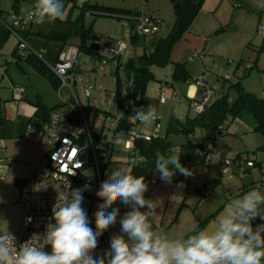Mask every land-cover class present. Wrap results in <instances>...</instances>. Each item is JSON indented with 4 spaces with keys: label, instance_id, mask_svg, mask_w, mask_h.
<instances>
[{
    "label": "rangeland",
    "instance_id": "374dc122",
    "mask_svg": "<svg viewBox=\"0 0 264 264\" xmlns=\"http://www.w3.org/2000/svg\"><path fill=\"white\" fill-rule=\"evenodd\" d=\"M62 2L64 18L69 8L72 9L71 21L81 13L85 3L115 9L111 14L104 11V13L99 11L102 14H98L97 9L89 10L94 15L91 17L81 15L83 23L87 27L92 25L94 33L101 37L103 43L108 44L112 39L125 42L129 46V55L134 57L138 56L142 49L136 48L133 51L131 47L128 35L131 29L129 12L157 15L160 19L157 37H165L174 24V11L170 0H62ZM12 3L13 0H5L3 5L5 9H9ZM19 3L18 17H24L27 14L24 10L27 9L28 12L32 9L33 2L20 0ZM5 16L9 19L4 14V18ZM47 22L45 21L43 26L48 27ZM260 23L264 25V0H202L190 27L173 45L170 62L164 66L150 67L154 80L148 83L141 104L131 106L132 116L138 111L146 110L149 105L155 106L159 116V135H166V141L173 146L187 148L189 164L184 167L191 170L192 176L185 177L176 172L171 184H168L160 179L155 167L149 168L145 175L148 180H156L150 185L149 192L144 193L145 198L152 201L156 211L154 229L168 234L170 238H186L201 229H211L228 202L239 199L252 188L264 192V167L260 166L264 165V149L260 148L264 145V137L260 134L251 135L260 142L257 144L255 139V143L253 141L254 144L249 145V149L244 146L247 138H241L242 135L251 132L253 121L250 117L243 115L238 118L242 124L231 120L224 122L225 133L217 137L213 136V131L200 128L189 135L167 133L168 124L173 117L182 119L195 114L189 109L183 90L179 89L184 82L172 80L176 63L183 64L188 75L187 82L196 84V80L203 79L208 87L213 89L208 104L221 95H226L229 101H233L236 91L232 84L236 82L240 83L244 91L257 97L264 96L261 95L264 93L262 48L264 37L258 32L257 26ZM32 27L38 29L34 19ZM69 43L74 46L78 44L72 40ZM15 44L16 37L10 34L1 52L8 55ZM127 55L128 53H123L118 68L123 93L128 84L124 72ZM252 62L258 63L257 68L246 70L245 64ZM113 65L110 60L107 64H101L96 58L82 55L77 68L76 93L85 118L91 132L95 136L106 135L107 140H111L124 111L116 95V69ZM159 85L165 90L164 101L157 96ZM85 90L89 91V98L84 97ZM209 143H214V153L218 152L224 158L233 160L238 158L243 164L250 160L256 164L249 171L242 172L233 168L234 172L230 170L228 174H221V165L214 167L210 160L213 167V171L210 172L201 155V148ZM128 156L123 151V143L119 145L114 143L111 159L103 170L104 179L106 180L111 172L116 170L123 174L129 173ZM157 182L159 188L154 193ZM129 210L130 206L125 205V212L120 210L116 224L108 228V235L107 231L103 233L106 252L110 248L111 237L120 231V218ZM141 210L147 211L146 208ZM13 215L10 208L0 209V233L6 230L5 224H9L8 220Z\"/></svg>",
    "mask_w": 264,
    "mask_h": 264
},
{
    "label": "clouds",
    "instance_id": "9594fccd",
    "mask_svg": "<svg viewBox=\"0 0 264 264\" xmlns=\"http://www.w3.org/2000/svg\"><path fill=\"white\" fill-rule=\"evenodd\" d=\"M64 15L62 0H35L28 12V18L37 24L63 20ZM129 119L148 127L158 119V111L149 105ZM113 142L124 143V133ZM181 153L180 146L167 155L156 152L155 171L164 182L171 184L176 172L192 176L191 170L181 164ZM142 161L141 157L132 163ZM83 191H58L54 223H48L43 234L33 233L17 246L12 233H0V264H264V224L254 228L252 223L257 217L264 220V192L257 188L228 202L213 228L179 239L154 229L156 211L152 201L145 198L143 176L116 170L101 183L96 196L103 203L94 213L95 230L82 207ZM119 203L129 205L130 210L120 218V231L111 237L106 254L94 257L98 237L117 222L120 208L113 205ZM145 208L147 211L141 210ZM46 246L51 250L45 251Z\"/></svg>",
    "mask_w": 264,
    "mask_h": 264
},
{
    "label": "built area",
    "instance_id": "2783aa9c",
    "mask_svg": "<svg viewBox=\"0 0 264 264\" xmlns=\"http://www.w3.org/2000/svg\"><path fill=\"white\" fill-rule=\"evenodd\" d=\"M33 6L35 0H32ZM30 9L28 12H30ZM28 12L24 17H14L11 25L7 28L16 37L15 57L26 59L29 55H35L43 60L51 72L58 78V93L62 89L67 90L69 98L64 99V104L50 111L46 122L37 127L28 126L25 137L35 143L43 145L46 152L36 163L29 178L25 180L19 191L18 202L22 209V219L17 232L12 233L16 237V245L19 246L29 240L33 233L43 234L48 223L53 222L52 213L54 205L57 203L59 190L72 191L81 188L83 191L82 207L87 212L90 227L95 230L94 213L97 206L103 201L96 196L100 185L105 181L103 170L108 163L114 149V140H107V136H94L83 113L82 105L77 97L75 89V71L80 58V50L77 46H67L62 49L54 63H47L44 58L27 43L22 31L31 23L33 19L28 18ZM134 33L137 36H152L159 30L160 19L157 15H140L133 18ZM258 32L264 35V25L259 24ZM127 45L123 41H117L111 48L99 49L103 53L106 49L114 56H120ZM251 63H246L245 68L250 69ZM198 90L188 99V106L195 114L201 113L209 103L213 89L208 87L203 79L196 80ZM84 95L89 97V91L85 90ZM14 100L22 98V91L18 87L12 90ZM161 101L165 100L163 90L159 93ZM233 122L241 124L238 118ZM159 116L153 123L151 131L139 128V121H131L130 127L125 134L123 151L129 156V162L138 160L142 156L135 148V141L140 139L149 141L159 136ZM213 136L217 137L225 133L223 124L218 125ZM204 163L209 164L213 155L212 147L201 150ZM143 158V157H142ZM144 160V158H143ZM224 164L223 172L229 171L230 166L236 165L240 171L244 166L237 160L221 158ZM246 166H253L252 161H247ZM154 181L145 180L147 191ZM59 187V189H58ZM124 211L123 203L113 205ZM108 235V229H107ZM103 234L98 237V246L92 253L94 257L105 255L103 245ZM50 246H46L45 251H50Z\"/></svg>",
    "mask_w": 264,
    "mask_h": 264
},
{
    "label": "crops",
    "instance_id": "0c3cea01",
    "mask_svg": "<svg viewBox=\"0 0 264 264\" xmlns=\"http://www.w3.org/2000/svg\"><path fill=\"white\" fill-rule=\"evenodd\" d=\"M19 1L20 0H13V2H15L14 4L16 5L17 10L15 12L12 10V7H10L9 9H5V0L3 1L4 5L2 4L1 7L2 0H0V9L4 12L5 15L9 17V19H7L6 16L4 18L3 14V19L11 23L14 17L20 16ZM70 9L71 8H69V12L67 11L66 17L63 20L47 22L46 25L48 27H45L43 26V23H40L38 24V29H34L32 27L33 20L28 25L25 39L29 46L33 50L38 52L47 63H54L59 52L65 47L74 46L69 43L70 40H72V42H78V44L76 43V46H78L80 43V25L76 22L77 16L76 18H74V20H70V16L72 15V10ZM25 10L24 12L27 13V9ZM92 15L93 14L89 11H86L84 14V16L87 17H91ZM68 22L71 23V25ZM48 33L61 35L63 39H50L45 36V34ZM92 35H94V38L91 39L90 36V39L87 41V48L94 53L83 52L81 56L86 55L96 58L101 64H107V62H109L110 60L114 64V69H116L117 67L119 68L123 53H128L125 60L132 57L129 55L128 45L126 49L121 53V55L117 58L113 57L112 53L107 51V49L103 53H100L99 49L101 47L107 48V46L112 45L113 42L116 41V39H112L111 42L106 44L101 41V37L96 33L93 32ZM262 37H264V35H262ZM150 38L151 37L141 38V40L138 39L136 44H131V47L134 49L133 51H135L136 48H139L140 50L145 45L147 46ZM90 42H93L92 46H89ZM15 46L16 44L8 55L1 52L2 57H0V209L8 210V208H10L14 214L13 216H11V219L8 220L9 224H5L6 230L3 231H9L10 233H15L18 231L22 219V209L18 202L20 186L22 182L30 176L37 161L46 152L45 147L42 150L43 145L32 142L25 137L26 129L28 126L37 127L44 122L43 119L36 115L38 107L49 111L54 107L62 106L64 104L63 100L65 98H69V93L67 92V90L62 89L61 92L58 93V89L52 86V84L45 76L38 73L25 60H20L12 57L13 59L10 61V56L14 52ZM258 61L259 58L257 62ZM257 62H252V67L250 69L255 67L257 68ZM250 69L246 70L249 71ZM47 70L49 72L51 71L49 68H47ZM76 85L77 70L75 71V89ZM14 87H18L22 91V98L20 100H14L12 97V90ZM163 88L164 87L162 85L158 86L157 96H159L161 90L165 92ZM179 89H181V91L183 90L188 105V99L192 97L198 90V86L195 83L185 81L184 84H181ZM261 95H264V93H261ZM260 98H264V96H261ZM186 117L189 116H185L182 119L178 117L173 118L184 120ZM153 123L148 127H140L143 130L151 131ZM255 134L258 133L254 132L251 127L250 133L242 135L241 138H247L244 142L245 148L249 149V145L252 146L255 143V139L256 143L259 144L260 140L251 136ZM209 146L212 147L213 153L212 158H210L211 163L214 167L221 165V174H228L230 170L234 172L235 170L233 168L239 170L236 165H232L230 166L229 171L224 173V164L221 161V158L224 157L220 156L218 152L214 153V143H209L203 146L201 150H204ZM234 160L239 161L238 158ZM239 162L240 165L244 166L243 171H249V169L254 167L256 164L252 161L253 166H246V163L243 164L241 161ZM206 166H209L208 171H213V167L211 166L210 161ZM260 166L264 167V165ZM228 176L231 177V175ZM151 181L155 182L156 180L153 179ZM157 188H159L158 182L154 186V193H156ZM123 212H125V210Z\"/></svg>",
    "mask_w": 264,
    "mask_h": 264
},
{
    "label": "trees",
    "instance_id": "16d2710c",
    "mask_svg": "<svg viewBox=\"0 0 264 264\" xmlns=\"http://www.w3.org/2000/svg\"><path fill=\"white\" fill-rule=\"evenodd\" d=\"M170 2L172 4L174 11V24L171 28V31L165 37H157V34L160 30V24H159L158 32L153 34L152 36H137L134 33L135 22L133 18L138 17L140 15H150V14H141L138 12L128 11L130 16V18L128 19L130 20V27H131V29L129 30L130 43L136 44V42L140 38H146V37H151V38L148 42V45L147 46L145 45L142 48V51L138 56L135 57L132 56L128 58L125 62L124 72H125L126 82L128 84L125 86L124 93L122 91L123 89L122 81L117 71L118 67L115 70L116 86H117L116 95L119 98L120 106L124 111H123V116L118 120L116 130L113 132V136L111 137L112 140H114L115 137L121 132L124 133V135L126 134L132 121L129 119V117H132L131 106L141 104L148 83L154 80V76L150 70V67L164 66L170 62V52L173 45L182 38L183 34L190 27L191 23L195 19L196 14L199 11L202 0H170ZM14 3L15 2H13L11 7L12 10L16 12L17 11L16 5ZM96 9L98 10V14H102L100 12L103 11L108 14L109 13L111 14L114 13L115 10L107 7L90 5L87 3H85L82 6L81 13L76 18V22L80 25V32H81L80 43L77 46L81 54L83 52L94 53L87 48V41L90 39V36L94 31L92 29V25H89L88 27L84 25L82 16L85 14L86 11L96 10ZM90 13L94 15L93 12ZM3 14L4 12L0 9V55H1L2 47L4 46L5 42L8 40L11 34L10 30L7 28L8 25H11V23L3 19ZM27 28L28 26L22 31V35L24 37H26ZM45 36L50 39H61V40L63 39L61 35L54 33H48L45 34ZM116 42L117 40L113 42L112 45L107 47L108 48L113 47V45ZM12 57H15V49L12 55L10 56V61L13 59ZM113 57L117 58L119 56L113 55ZM20 60H25L38 73L45 76L48 79V81L52 84V86L58 89L59 87L58 78L53 73H51V71L49 72L47 70L48 67L43 62V60L37 58L35 55H29L26 59H20ZM172 80L182 81V82L188 80V75L183 64L176 63L174 65V70L172 72ZM232 87L236 91V97L233 101H229L226 95H221L219 97H216L213 103L207 104L201 113L195 114L193 117H186L184 120H178L175 118L171 119L167 127V133L189 135L192 134L195 131V129L198 128L214 131V129L220 124H223L224 122L230 120L232 121V119L234 118H240L241 116L246 115V117H250L253 121L252 130L262 135V137H264V98L257 97L253 93L244 91V89L241 87L239 82L233 83ZM84 97L89 98L86 97L85 95ZM56 108L58 107H54L51 110ZM51 110L46 111L43 108L38 107L36 115L41 119H43L44 122H46ZM139 129H141V127H139ZM173 147L174 146H172L170 143L166 141V135L165 136L159 135L157 137L152 138L149 141H144L140 139L136 140L135 148L137 149L138 153L144 158V160L135 165L129 162L130 164L129 173L136 176H143L144 179L146 180L145 175L147 170L149 168L155 167L156 152L159 151L167 155L169 154V150L172 149ZM260 148L264 149V146H261ZM181 149H182V153L180 157L181 164L183 166L184 165L187 166L189 164V155L186 151L187 148L186 146H184L181 147ZM252 223H253V227L255 228L257 225L264 224V220L257 217L252 221Z\"/></svg>",
    "mask_w": 264,
    "mask_h": 264
},
{
    "label": "water",
    "instance_id": "95a60500",
    "mask_svg": "<svg viewBox=\"0 0 264 264\" xmlns=\"http://www.w3.org/2000/svg\"><path fill=\"white\" fill-rule=\"evenodd\" d=\"M93 38H94V35H91V39H93ZM92 43H93V42H90L89 46H92ZM214 101H215V100H213V102H214ZM213 102H212V103H213Z\"/></svg>",
    "mask_w": 264,
    "mask_h": 264
}]
</instances>
